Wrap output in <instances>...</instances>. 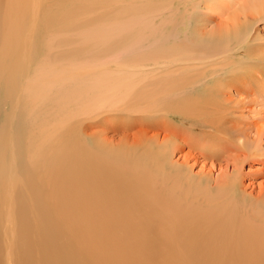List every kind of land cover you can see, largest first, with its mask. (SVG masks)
Returning <instances> with one entry per match:
<instances>
[{
    "label": "bare ground",
    "instance_id": "6f19581e",
    "mask_svg": "<svg viewBox=\"0 0 264 264\" xmlns=\"http://www.w3.org/2000/svg\"><path fill=\"white\" fill-rule=\"evenodd\" d=\"M252 174L264 0H0L4 264H264Z\"/></svg>",
    "mask_w": 264,
    "mask_h": 264
},
{
    "label": "rangeland",
    "instance_id": "374dc122",
    "mask_svg": "<svg viewBox=\"0 0 264 264\" xmlns=\"http://www.w3.org/2000/svg\"><path fill=\"white\" fill-rule=\"evenodd\" d=\"M256 93L258 94L257 91L255 92V94ZM251 98H253V97H251ZM77 121L80 124V120L77 119ZM115 123L116 122H114V121L112 122V120L105 121V124L102 123L101 128L103 129L102 130L103 132H100L99 128L95 129L96 127H94V124H93V126L92 125L90 126L91 128L89 131L92 133L100 132V134H101L100 139L106 141L108 144H111V145H117L120 142L132 144L135 141L137 142L141 137L151 136V133L147 132V131H145V133H142V132L140 133L141 128L138 126H134L132 128H126V127L130 126V125H128L127 122H125V124L127 123V125L123 124L124 122L122 123L124 126L121 123H117V124H115ZM79 128L81 131V126ZM176 158H178V156H176ZM201 163H203V162L198 163V165L195 164L196 166L194 165V171L195 172L200 171V170H204L206 168V167L202 168ZM256 166H257L256 164H254V165L246 164L244 166V171L252 173L251 169H254ZM200 168H202V169H200ZM206 170H207V168H206ZM263 181H264V175L261 176L259 174H257V175L252 174V177L247 178L245 180V183H251V182L254 183L255 182V184L257 185L258 183H261ZM0 264H4V253H2V255H0Z\"/></svg>",
    "mask_w": 264,
    "mask_h": 264
}]
</instances>
